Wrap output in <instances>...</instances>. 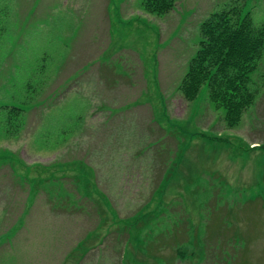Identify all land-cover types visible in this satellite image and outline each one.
Wrapping results in <instances>:
<instances>
[{
  "label": "rangeland",
  "instance_id": "rangeland-1",
  "mask_svg": "<svg viewBox=\"0 0 264 264\" xmlns=\"http://www.w3.org/2000/svg\"><path fill=\"white\" fill-rule=\"evenodd\" d=\"M143 1L0 0V264H264V50L239 115L181 89L203 22L264 0Z\"/></svg>",
  "mask_w": 264,
  "mask_h": 264
},
{
  "label": "trees",
  "instance_id": "trees-1",
  "mask_svg": "<svg viewBox=\"0 0 264 264\" xmlns=\"http://www.w3.org/2000/svg\"><path fill=\"white\" fill-rule=\"evenodd\" d=\"M175 2L144 0L143 4L149 11L164 14L175 7ZM202 31L200 48L181 89L186 98L194 100L207 84L212 103L228 107L230 116L239 115L245 104L254 101L249 75L264 50V25L256 26L249 12L235 6L213 13L203 22Z\"/></svg>",
  "mask_w": 264,
  "mask_h": 264
},
{
  "label": "crops",
  "instance_id": "crops-1",
  "mask_svg": "<svg viewBox=\"0 0 264 264\" xmlns=\"http://www.w3.org/2000/svg\"><path fill=\"white\" fill-rule=\"evenodd\" d=\"M117 6V5H116ZM118 7L119 6H117L116 8H117V10H118ZM133 9V8H132ZM54 12H56V9L54 10ZM53 12V13H54ZM135 12V11H134ZM73 13V12H72ZM68 14L66 17H65V19H67V33H66V36L67 37H73L74 36V30H75V26H76V21H77V18L74 16V14ZM65 19H63V18H60V16H59V14H57V13H55L54 15H52L51 17H50V19L47 21V22H44V23H42V24H40L39 26L40 27H42V26H44V25H47L49 22H51L52 21V26L51 27H47L46 28V31H47V33L49 34V35H51V32H52V29H54L55 30V32L57 33V30L59 29V21H63V20H65ZM70 19V20H69ZM12 26H13V22H8V25H7V27H6V33H5V36H4V39H5V43L6 44H8V45H10L11 44V42H7L6 41V39L9 37V35H10V30H11V28H12ZM18 30V29H17ZM37 34L36 33H34L33 34V36H36ZM42 35H43V33H42ZM69 46V45H68ZM71 48H68L67 47V50H66V53L68 54V52L70 51L71 52V50H70ZM58 152V151H57ZM49 157H51V158H53L54 160L56 159V158H54V155L52 154V153H50L49 154ZM19 174H21V175H26V176H30V172H28V173H21V172H19ZM52 175L51 176H57V174H53V173H51ZM37 183L35 182L34 184L33 183H31V186H30V188H31V190H33V189H35V188H38V190H39V192L40 193H43V195H46L47 196V198H51V197H53V196H51L50 194H48V193H46V189H44V187L43 186H38L37 187V185H36ZM35 187V188H34ZM41 189V190H40ZM0 235H2V242L4 243V241L6 240V239H8V238H10L9 237V234H0ZM10 235H13V234H10Z\"/></svg>",
  "mask_w": 264,
  "mask_h": 264
}]
</instances>
